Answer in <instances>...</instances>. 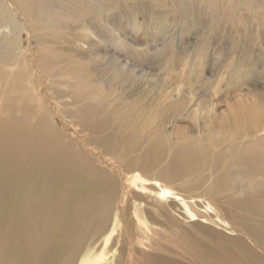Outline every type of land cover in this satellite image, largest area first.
I'll use <instances>...</instances> for the list:
<instances>
[{
    "label": "rangeland",
    "instance_id": "374dc122",
    "mask_svg": "<svg viewBox=\"0 0 264 264\" xmlns=\"http://www.w3.org/2000/svg\"><path fill=\"white\" fill-rule=\"evenodd\" d=\"M195 1H191L192 4L189 0L179 4L164 0L161 3L159 0L119 1V6L111 7V10L110 8L98 9V19L88 20L85 26L90 29V33L87 38L77 44L78 47L63 44L66 37L62 32L64 25L59 24V21L50 13L43 14L45 30L36 35H31L25 30L21 31L19 55L21 59L25 58L27 66L6 68L9 70L6 74L4 68L0 67V88L4 91L0 99L10 98L9 101H0V181L4 182L3 188L0 189L1 210L23 219L22 216H26L25 212L15 211L11 205H5L3 202L15 201L18 206L24 207L28 212L33 211L35 206L41 208L43 185H45L46 139L55 138L58 141L56 147H63L64 152L69 150L64 154V158L83 160L81 153L75 152L76 138H71L73 142L67 140L69 125L65 122L72 121L75 124L78 118L75 112L80 107H84L83 104L87 101L99 103L100 100H106L105 97L98 95L100 90L106 94L111 92L113 95H121L124 92L121 91L123 84L113 76L116 65H135L137 66L134 68L135 71L150 73L145 80L150 89L162 88L163 90L162 85L168 84L164 92L169 93L170 99L165 101L166 103L169 101L172 103V99L182 98H189L192 102L178 117L175 116L177 112H173L170 108V103L165 113L161 114L156 121L162 131H173L170 143L164 144L168 148V155L174 150L175 155L179 153L176 149L178 146L181 147L182 142L187 145V151L195 149L201 151L200 156L195 155V166L199 168L192 175V179H187L191 181L181 187L176 185L175 190L188 188L195 182L210 184V186L212 183H218L221 186L217 190L214 189V193H202V189H193V192L189 193V197L193 198L195 204L194 209L206 212L205 221L202 219L203 222L200 221L198 216L190 210L186 216L189 227H186L181 224L183 220L177 219L182 217V212L177 215L172 208H169L170 215L173 217L165 218L168 215L166 214L162 219L157 220V225L174 231V235L178 234L180 238L184 237V240L195 241L209 258L214 259L213 256H215L219 262L222 261L225 264L224 253L230 256L237 255L232 253L237 251L235 246L229 245L235 244L236 238L239 237L241 242H244V247L251 245L239 254L238 259L241 264H264V242L261 238L244 231L245 224H254L253 226L259 231L264 232V86L262 83V79L264 80V0H249L248 4L246 0H234L231 5L235 13L225 7L208 8L209 6H205L203 2L199 1L200 3L197 4L198 0ZM165 3L166 8L170 10L173 5L182 8L187 3V5L191 4L187 7L188 16L185 15L188 19L184 20L190 26L188 32L191 34L181 36L180 41L166 42L162 48L163 44L159 36H155L161 23L157 15L160 11L153 5ZM99 4H103V1L88 0L80 9L82 12H89L91 6ZM261 4L263 6L260 8ZM54 5L55 1L42 0L39 3L43 12L46 6H50L49 8L54 12ZM144 10H147V13ZM170 10L169 14L172 13ZM221 10L223 11L219 12ZM57 16H61L60 12ZM151 18L155 19V22L150 21ZM133 19L140 22L139 31L132 29ZM68 26L71 25L68 23ZM48 28H54L62 34L49 35L46 32ZM37 35H42L43 38L37 39ZM256 35L258 41H255ZM115 38L131 43L135 50L124 49L115 41ZM42 39L44 43L38 45L37 41ZM55 45L66 51L69 47L73 48L72 54L76 53L75 57L67 59V64L64 59L63 63L55 60L54 56L47 55L48 46ZM57 54L59 55L60 52L57 51ZM45 58L49 61H45ZM75 58L78 60L75 61ZM194 59L202 64L201 74L196 73L197 62ZM50 60H53L55 64ZM245 60L250 65L255 64L251 73L248 70V73L244 74L245 66L242 65ZM39 61H43L41 66ZM45 63L51 66L47 69ZM26 67L27 72L24 73L27 75L21 81L30 78L31 84L38 88V95L23 97L28 95L9 93L12 86L9 79L12 76L10 71L16 73L19 70L23 71ZM77 68H80V71H75ZM62 69L67 77L71 78L72 75L79 79L69 82L63 75ZM53 73L58 75L54 77L55 81L58 78L57 83L51 79L54 76H52ZM61 76L66 82L64 86L60 83ZM52 81L54 84H51ZM97 82L100 84H96ZM127 82L124 84L126 88L130 85V82ZM75 83L80 89H76L77 86L75 88L71 86ZM135 85L137 87L138 83ZM46 88L50 90L46 92ZM130 88L135 89V86L131 85ZM188 92L195 93L194 98L188 95L190 94ZM196 94L201 95L200 98L208 103V105L204 104V108L210 109L209 113L202 110L197 112L194 105L198 100ZM93 96L95 97L92 98ZM40 101L44 103V108H39ZM55 102L60 103L62 113L55 109ZM165 102L158 104V101L154 100L152 108L158 105V109L161 110ZM140 104L151 107V104L145 101ZM107 107L108 104L105 111ZM256 111L258 113L253 115ZM155 116L157 118V115ZM251 119H256L255 126L250 125ZM139 120L144 122L141 116ZM237 121L240 123L239 127ZM152 127L151 125L150 128ZM256 129L259 131L257 132ZM246 133L253 137L249 136V139H245ZM9 152L12 155H8ZM244 156L249 157L247 163L244 162ZM242 158L243 162H241ZM217 161L228 164L225 168L228 177L222 183L216 182L218 178L214 173L216 171L214 164ZM96 165L99 166L98 162ZM14 171L16 173L13 175ZM166 172L167 170L164 173ZM249 174L251 179L244 181V175ZM119 175L123 176L120 171L112 172L110 178L119 179ZM113 183L117 184L116 181H112ZM21 197L26 205L21 203L24 202ZM129 200L133 202L140 199L129 197ZM141 201H143L142 198ZM144 202L147 201L144 199ZM53 210V207L48 206L45 211V205H43L42 217L45 213L52 214ZM112 216L110 214L106 225L109 226ZM216 218H224L228 220L226 223L232 222L238 225L241 228L240 232L237 231L238 236L231 233L232 227L227 224L213 223L212 219L216 221ZM2 219L0 215V221ZM127 227L130 232L125 233L123 237L122 227L119 226L111 241L108 242L107 249L115 248L119 253L121 248L134 240V230L131 229L134 228L133 224L127 223ZM40 232L37 231L33 235L34 242L42 238ZM94 232L74 245L76 246L75 255L67 257L69 264H81L83 257L88 258L93 253V248L96 250L104 246L102 236H93ZM48 255H52L48 258L52 261L58 257L54 252ZM170 259L173 258L165 252L159 253L155 258H151V252H145V255L138 252L134 255L135 264H164V261L165 264H182L179 258H174L175 263H169ZM28 264L37 263L30 260Z\"/></svg>",
    "mask_w": 264,
    "mask_h": 264
},
{
    "label": "bare ground",
    "instance_id": "6f19581e",
    "mask_svg": "<svg viewBox=\"0 0 264 264\" xmlns=\"http://www.w3.org/2000/svg\"><path fill=\"white\" fill-rule=\"evenodd\" d=\"M45 1H55L54 12L51 11L50 6H46L45 12H43L42 7H39V3L42 0H0V67L4 68L5 74L9 72L6 68L14 67L15 69V67L27 66L25 58L21 59L19 55L20 33L25 30L31 35H36L45 30L43 14H52L51 16L58 20L59 24L64 25L62 30L66 36L63 40L64 45L67 43L77 46L81 40L88 37L90 29L85 25L90 19H98V9L103 10L106 8L108 10L110 8L111 10V7L116 8L119 6V1L129 2L135 0H102L103 4L91 6L89 12H82L80 9L88 0ZM164 1L177 4L179 2H187V0ZM191 1L189 0L190 3ZM199 1L203 2L205 6H209L208 8L215 6L233 10L231 3H234V0H198L197 4L200 3ZM246 1L248 4L249 0ZM161 2L163 0H159V3ZM187 4L182 8L173 5L172 10L166 8V3L153 5L160 11L157 15L161 23L155 36H159L158 38L163 44L162 48L166 42H171L172 40L180 41L181 36L191 34V32H188L190 26L184 21L189 12L187 7L192 3ZM259 6L261 8L263 5ZM168 9L172 12L170 13L172 15L169 14ZM58 12L61 14L59 17L57 16ZM144 12L147 13V10H144ZM185 15H187L186 18ZM151 20L155 22V19L151 18ZM68 23L71 26H68ZM133 23L132 29L139 31L141 29L140 22H136L133 19ZM46 32L52 36L62 34V32H58L54 28H48ZM40 38H43V36L37 35V39ZM256 40L258 41L257 35L255 37ZM115 41L122 45L124 49L135 50L131 43L124 40L120 41L118 38H115ZM255 41L253 40V42ZM42 43H44L43 39L37 41L38 45H42ZM57 51L60 52L59 55ZM137 51L140 53L139 50ZM72 52L73 48L71 47L66 51L64 48H59L55 45L53 47L48 46L47 55L54 56L55 60L61 62L64 59L65 64H67V59L75 57L76 53L72 54ZM46 60L49 61L45 58ZM77 60L75 58V61ZM194 60L197 62L196 73L201 74L203 70V67L201 68L202 64L197 59ZM50 62L55 64L53 60H50ZM42 63L43 61H39L40 66ZM45 65L47 69L51 66L49 63H45ZM249 65L245 60L242 65L245 66L244 74L248 73V70L250 73L253 71L255 64L248 67ZM116 66L113 76L114 79L122 82L123 88L121 91L124 92L121 95H113L111 92L106 94L103 90H100L101 93L98 92V95L105 97L107 101L100 100L99 103L87 101L83 104L84 107H80L75 112L76 117H78L75 124L72 121L65 122L69 125L67 140L70 141L71 138H76L75 152H80L83 160L77 161L68 157L64 158V154L69 150L64 152L63 147H56L58 141L55 138H47V144H45V185H43L41 208L35 206L33 211L28 212L25 211L24 207L18 206L15 201L3 202L5 205H11L15 211L25 212L26 216H22L23 219H20L0 209V215L3 217L2 221H0V264H28L30 260L37 264H69L67 257L75 255L74 248L76 246L74 245L80 241L82 242L94 231L93 236H102L104 246L96 250L93 248V253L88 258L83 257L81 264H135L134 255L138 252H142V255H145V252H151V258H155L159 253L165 252L173 258L168 260L169 263H175L174 258H179L182 264H225L222 261L219 262L215 256H213L214 259L209 258L195 241L191 239L184 240V237L180 238L178 234L174 235V231L157 225V220L162 219L166 214L168 215L165 218L173 217L170 215L171 210L169 208H172L177 215L182 212V217L177 219L183 220L181 224L186 227H189L186 222V216L190 210L198 216L200 221H205L207 219L206 212L194 209L193 206L195 204L193 203V198L189 197V193H192L193 189H202V193H214V189L217 190L221 186L218 183H212V186H210V184L195 182V184L191 183L188 188L175 190L176 185L181 187L191 181L187 179H192V175L199 168L195 166V155L198 154L200 156L201 151L198 149L187 151V145L182 142L180 143L181 147L178 146L176 149L179 153L175 155L174 150L168 155V148L164 144L170 143L173 131H162L156 124L158 117L165 113L171 103L170 101L165 102L170 99L169 93L164 92L168 84L162 85L163 90L162 88H159L160 90H157V88H154V90L153 88L150 89V86H147V82H145L150 73L135 71L134 68H137L135 65L117 64ZM26 69L27 67L23 71L19 70L16 73L10 71L12 76L9 79L12 86L9 93L28 95L23 97H31L33 94L38 95V88L36 89V86L31 84L30 78L21 81L27 75L24 73L27 72ZM76 70L80 71V68ZM239 72L241 71L239 70ZM56 75L55 73L51 79H54ZM63 75L66 76L65 73ZM68 76L70 75L68 74ZM77 79L79 78L72 75L71 78L66 76V80L69 82ZM54 81L51 84H54ZM56 81L55 83H57ZM126 81L130 82V85L127 86L128 89L124 86ZM60 83L63 86L66 84L62 76ZM136 83H138L137 87ZM262 83L264 86L263 79ZM22 84L28 86L23 87ZM96 84L99 85L100 83L97 82ZM131 85L132 87L135 86V89H131ZM71 86L75 88L77 83ZM76 89L80 88L77 86ZM48 90L50 88H46V92ZM2 91L0 88V96L4 93ZM188 95L193 97L195 93ZM200 96L197 95L198 100L194 104L197 112L202 110L205 113H209L210 109L204 108V104L208 105V103L204 102ZM9 99V97H5L1 98L0 101L3 100L2 102H5V100L9 101ZM154 100L158 101V104L162 101L165 102L164 107L161 110L158 109V105L152 108ZM143 101L150 103L151 107L140 104ZM107 104V111H105ZM189 104H192L189 98L172 99L170 108H172L173 112H177L175 116L178 117L181 116V113ZM59 105L60 103H54L55 109L62 113ZM38 106L39 108H44V103L40 101ZM257 113L258 111L254 112L253 115ZM155 115H157V118ZM139 116L144 120L143 123L140 122ZM255 120L251 119V126L256 125ZM151 125L153 126L152 128H150ZM239 126L240 123L238 122ZM256 131L258 132L259 130L256 129ZM249 136L253 137L247 134L245 139H249ZM70 142H73V140ZM8 155L12 154L9 152ZM246 156H249V154H246ZM246 156H244L245 163L249 161V157ZM96 162H98L99 166L96 165ZM241 162H243V158ZM227 165V163L222 164L219 161L214 164L216 167L214 173L218 178L216 182L222 183L228 177V174L225 173ZM166 170L167 172L164 173ZM117 171H120L123 176L119 175V179L115 180L110 178L112 172ZM15 173L16 171L13 172V175ZM243 179L244 181L251 179V175H244ZM112 181H116L117 184H112ZM3 186L4 182L0 181V189ZM129 197L140 200L131 202ZM141 198L143 201H141ZM144 199L147 202H144ZM21 200L24 201L22 197ZM21 203L26 205L25 201ZM43 205H45V211L48 206L53 207V213L50 215L45 213V216L42 217ZM113 210L114 212H112ZM110 214L113 216L108 226L106 223ZM227 221L224 218H216V221L212 219L213 223L218 222L219 225L227 224L232 227L231 233L238 236L241 228L232 222L226 223ZM127 223L133 224L134 228L131 229L132 231L134 230V240L121 248L119 253H117L115 248L107 249L108 242L111 241L119 226L122 227L123 237L125 233L130 232ZM253 225L245 224L244 228L246 230L244 229V231L259 237V239L261 238L264 242V232L259 231ZM37 231H41L42 238L34 242L33 235ZM249 237L253 239L251 236ZM229 246H235L237 251L232 253H237V255L230 256L224 253L226 264H241L238 259L239 254L251 247V245L244 247V242L242 243L239 237L236 238L235 244L230 243ZM50 252L58 255L55 261L48 260L49 257H52V255H48Z\"/></svg>",
    "mask_w": 264,
    "mask_h": 264
}]
</instances>
